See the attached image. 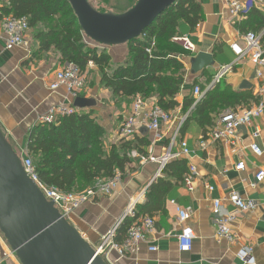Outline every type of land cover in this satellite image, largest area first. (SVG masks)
Returning a JSON list of instances; mask_svg holds the SVG:
<instances>
[{
    "label": "crops",
    "instance_id": "0c3cea01",
    "mask_svg": "<svg viewBox=\"0 0 264 264\" xmlns=\"http://www.w3.org/2000/svg\"><path fill=\"white\" fill-rule=\"evenodd\" d=\"M195 1L202 9L203 21L193 32L181 28L182 34L179 36L186 38L194 49L193 52L188 51L190 57L177 56L184 66L183 84L176 96L180 106L168 111L174 119L171 123L160 124L157 134L147 131L145 127L148 113L156 105L155 95L145 99L139 96L116 98L100 84L97 67L89 64L86 88L78 97L92 100L95 105L92 108H75V98L69 94L66 87L62 86L55 91L49 89L63 63L55 50L38 52V43L34 38L37 28H30L26 36L27 49L5 50L4 42L0 39V130L13 150L18 155L26 152L25 138L28 131L38 124L39 119L51 108L59 105L71 106L76 111L86 113L92 111L97 124L104 130L102 144L107 150L120 142L118 128L123 120L132 114L134 102L140 100L142 107L137 117L138 130L131 139L139 137L147 140L145 156L161 157L166 154L178 120L188 113H182L181 104L184 97H192V85H208L222 67L234 63V49L243 47L245 34L260 35L264 44V0H242L244 10L235 18L230 17L222 0ZM7 4V1L0 0V9ZM96 10L111 13L97 8ZM178 44L185 50L183 44ZM103 49L110 56L111 67L126 62L127 45ZM200 52L211 54L213 64L203 72L193 74L190 70V59ZM256 70L248 60H241L234 63L233 69L218 82L220 91L227 98L219 110L220 113L238 111L257 103L260 87L264 85V70H260V79L255 77ZM256 128L259 130V136L254 139L252 134ZM236 137L234 144L225 140L213 141L209 134L203 135V131L194 121H189L185 128L179 131L177 141L186 142L192 154L176 159L185 160L188 169L190 166L195 168L196 174L192 176L193 190L188 191L183 182L174 186L167 195L163 209L150 217L154 220L155 231L148 236L146 242L139 244L137 250L125 255L126 257H120L116 251L105 247L101 255L104 262L243 264L237 258V251L248 247L252 250L255 264H264V181L255 188L251 186L255 183L256 173L259 170L264 172V113L255 119L251 126L238 129ZM200 142L205 144L204 149L199 145ZM251 144L259 147L261 156L253 155L249 149ZM171 151L177 153L179 149L175 145ZM240 161L244 163L245 168L243 171H236L235 166ZM157 169L156 164L141 166L137 160H130L125 171L119 172L120 183L110 196L92 199L70 213L66 221L91 247L99 248L107 233L119 227L120 220L131 204H144L146 190L161 176L160 173L155 177ZM92 186L86 188L83 193L92 190ZM206 186L212 187L213 190L208 191ZM232 192L244 200L256 202L257 207L250 213L237 214L231 223L236 240L228 243L216 238V219L234 211L228 202ZM214 200L220 201L218 215L213 213ZM176 207H190L193 211L185 224L192 229L195 236L189 252L178 251L176 236L182 226L178 225L176 220ZM149 247H155L156 251L149 252ZM2 264L19 262L15 257H11Z\"/></svg>",
    "mask_w": 264,
    "mask_h": 264
},
{
    "label": "trees",
    "instance_id": "16d2710c",
    "mask_svg": "<svg viewBox=\"0 0 264 264\" xmlns=\"http://www.w3.org/2000/svg\"><path fill=\"white\" fill-rule=\"evenodd\" d=\"M4 1L8 4L0 9V15L26 18L30 28H37L34 38L38 52L55 50L63 64L73 63L85 75L88 65L93 64L98 69L100 84L116 98L139 96L145 99L155 95L156 106L166 112L180 106L176 96L183 84L184 66L177 56L190 57V53L173 39L182 34L181 28L193 32L202 23V9L195 0H177L139 38L127 44L126 62L114 67L102 47L91 46L85 41L87 39L66 0ZM153 41L154 48L148 54L146 50ZM195 87L205 90V86H197V83L192 85V90ZM225 100L219 83L207 90L194 106L192 97H184L181 111L188 115L179 131L189 121H194L204 136L210 134ZM93 114L92 111H76L58 117L52 123L39 122L28 131L26 152L46 186L62 193H80L96 179H109L116 171L123 173L130 161L127 157L130 151L145 155L144 148L148 143L139 137L121 139L118 145L106 150L102 144L104 130ZM187 173L185 160L169 161L161 176L146 190L144 204L135 205L134 218L124 219L115 230L113 242L122 244L133 223L162 210L168 193Z\"/></svg>",
    "mask_w": 264,
    "mask_h": 264
},
{
    "label": "built area",
    "instance_id": "2783aa9c",
    "mask_svg": "<svg viewBox=\"0 0 264 264\" xmlns=\"http://www.w3.org/2000/svg\"><path fill=\"white\" fill-rule=\"evenodd\" d=\"M225 4L230 17H237L244 10V3L242 0H222ZM30 31V26L26 18H15L13 16L0 15V39L4 42L5 50H12L14 48L27 49V34ZM264 32V31H262ZM174 42L183 44L185 50L193 52V46L187 41L186 38H174ZM154 48V41L150 43V47L146 50L149 54L150 50ZM235 61L238 63L241 60H248L253 64L257 70L255 77L260 79L262 74L260 70H264V44L261 42V36L254 33H247L243 37V47L234 49ZM234 63L226 65L212 78L211 82L205 86V90L201 91L199 87H195L192 91L194 99L193 106L203 97L204 93L209 90L213 85L217 84L226 73L231 71ZM66 87L69 94L73 98H77L86 88V75L82 74L78 67L73 63H64L60 70L55 74L54 80L50 83L49 89L52 91L60 87ZM258 101L256 104L238 111H224L220 113L215 119L214 126L210 132V138L213 141L225 140L234 144L237 140V131L241 127L251 126L255 119H258L264 113V85L260 87L258 93ZM142 103L136 100L133 104L132 114L125 118L118 128L117 135L120 139L130 140L135 136L138 130L137 117ZM76 112L74 107L59 105L51 108L44 116L39 119V122L52 123L58 117L69 116ZM188 113L178 120V125L172 135L169 149L166 154L161 157H153L151 155H139L134 151L127 154L129 160H137L143 166L148 163L156 164L158 166V177L163 167L170 161L180 156L189 157L192 152L184 141H177L180 127L185 121ZM171 112H166L158 106H153L148 113L146 129L149 132L157 134L161 123H171L173 121ZM259 136V130L256 128L252 137L256 139ZM157 138V137H156ZM177 146L179 152L172 153L173 146ZM202 149L205 144L200 142ZM253 155L259 157L262 152L256 144L249 146ZM21 164L26 176L34 183L39 189L47 202H51L58 212L66 219L70 213L80 208L85 203L91 201L96 197L110 196L120 183L121 175L116 171L113 177L109 179H96L93 183L92 190L86 193H62L55 188L46 186L38 177L32 159L27 155V152L19 154ZM245 165L242 161L238 162L235 166L236 171H243ZM196 174L195 168L190 166L188 173L183 178V184L192 191V176ZM264 181V172L259 170L255 175V183L251 184L256 187ZM208 191L213 188L206 186ZM228 202L233 206L234 211L225 216L216 219V238L228 243L236 240V235L231 229V223L236 219L237 214H246L255 210L257 207L256 202L252 200H244L237 193L232 192L229 194ZM220 208V201H213V213L218 215ZM193 211L190 207H176V220L178 225L182 226L180 233L176 236L177 247L179 252H189L192 247L194 233L192 229L186 226V222L191 218ZM135 216V203L131 204L122 219L134 218ZM155 231L154 220L150 217L139 218L127 231V238L121 244L117 245L113 242L115 229L107 233L103 238L102 244L97 248L98 254H103L105 247L116 251L120 257L135 252L139 244L146 242L148 236ZM149 252H155V247H149ZM15 257L13 252L9 249L4 237L0 233V264L4 260ZM237 258L243 264H255V259L252 255V250L248 247H242L237 251Z\"/></svg>",
    "mask_w": 264,
    "mask_h": 264
},
{
    "label": "water",
    "instance_id": "95a60500",
    "mask_svg": "<svg viewBox=\"0 0 264 264\" xmlns=\"http://www.w3.org/2000/svg\"><path fill=\"white\" fill-rule=\"evenodd\" d=\"M82 34L96 46L127 45L177 0H136L128 10L101 13L88 0H66ZM211 54L190 59L193 74L212 66ZM81 97L73 106L92 108ZM0 233L19 264H106L26 176L19 155L0 130Z\"/></svg>",
    "mask_w": 264,
    "mask_h": 264
},
{
    "label": "rangeland",
    "instance_id": "374dc122",
    "mask_svg": "<svg viewBox=\"0 0 264 264\" xmlns=\"http://www.w3.org/2000/svg\"><path fill=\"white\" fill-rule=\"evenodd\" d=\"M88 1L92 5V7H96L97 9L100 10L111 11V13H115V14H119L128 10L136 2V0H88ZM76 193L79 194V192Z\"/></svg>",
    "mask_w": 264,
    "mask_h": 264
},
{
    "label": "bare ground",
    "instance_id": "6f19581e",
    "mask_svg": "<svg viewBox=\"0 0 264 264\" xmlns=\"http://www.w3.org/2000/svg\"><path fill=\"white\" fill-rule=\"evenodd\" d=\"M1 11V10H0ZM155 104V103H154ZM143 116V115H142ZM140 120V119H139ZM162 124V123H161ZM125 141V140H124ZM146 154V153H145ZM126 257V256H125Z\"/></svg>",
    "mask_w": 264,
    "mask_h": 264
}]
</instances>
